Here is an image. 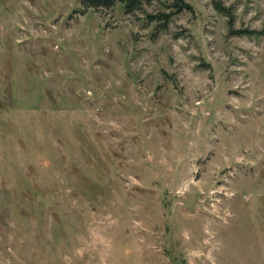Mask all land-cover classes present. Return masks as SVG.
<instances>
[{
	"label": "rangeland",
	"instance_id": "obj_1",
	"mask_svg": "<svg viewBox=\"0 0 264 264\" xmlns=\"http://www.w3.org/2000/svg\"><path fill=\"white\" fill-rule=\"evenodd\" d=\"M0 0V264H264V0Z\"/></svg>",
	"mask_w": 264,
	"mask_h": 264
},
{
	"label": "trees",
	"instance_id": "obj_2",
	"mask_svg": "<svg viewBox=\"0 0 264 264\" xmlns=\"http://www.w3.org/2000/svg\"><path fill=\"white\" fill-rule=\"evenodd\" d=\"M117 0H80L81 5L84 7H92V8H110L112 7ZM124 4L125 11L127 13L134 11L137 8H140L143 0H119ZM174 7L170 12H160L157 14H149L150 22H157L158 29L166 30L168 28V24L172 17L184 10L185 8H189V4L186 3L185 0H175Z\"/></svg>",
	"mask_w": 264,
	"mask_h": 264
}]
</instances>
